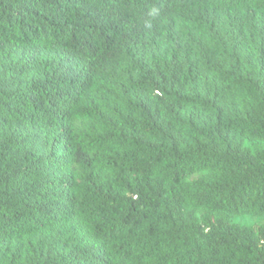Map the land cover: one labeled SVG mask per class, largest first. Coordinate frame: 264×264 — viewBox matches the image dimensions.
<instances>
[{"label":"trees","instance_id":"trees-1","mask_svg":"<svg viewBox=\"0 0 264 264\" xmlns=\"http://www.w3.org/2000/svg\"><path fill=\"white\" fill-rule=\"evenodd\" d=\"M264 0H0V264H264Z\"/></svg>","mask_w":264,"mask_h":264},{"label":"rangeland","instance_id":"rangeland-1","mask_svg":"<svg viewBox=\"0 0 264 264\" xmlns=\"http://www.w3.org/2000/svg\"><path fill=\"white\" fill-rule=\"evenodd\" d=\"M234 222L239 224H246L250 226H258L264 223V215L257 216L253 214L242 215L233 219Z\"/></svg>","mask_w":264,"mask_h":264}]
</instances>
